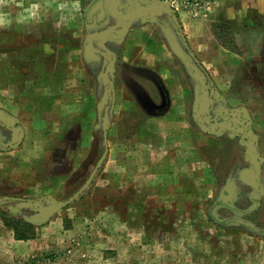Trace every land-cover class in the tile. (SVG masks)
<instances>
[{
  "label": "crops",
  "instance_id": "0c3cea01",
  "mask_svg": "<svg viewBox=\"0 0 264 264\" xmlns=\"http://www.w3.org/2000/svg\"><path fill=\"white\" fill-rule=\"evenodd\" d=\"M97 2L86 3L84 20L76 15L70 23L59 21L53 33L43 30V46L32 40L33 33L16 32L22 43L1 48L0 192L46 196L65 183L73 167L85 172L88 156L76 161L87 150L90 122L97 131L108 88L113 119L131 111L146 116L134 137L110 152L127 158L128 166L146 156L161 183H176L170 197L219 202L228 211V230L240 234L239 251L230 256H238L240 264H264V29L255 25L231 49L219 42L214 25L201 22V28L176 15L197 59L187 51L185 62L182 37L172 28L170 41L151 25L169 18L177 29L166 9L130 20L128 10L150 6L115 15L102 0L104 18L99 10L89 17ZM30 3L16 6L33 7L37 0ZM110 29L125 35L108 37ZM50 35L54 38L46 41ZM202 100L207 112L200 109ZM101 130L103 136L104 126ZM111 167L120 172L125 165ZM34 238L25 241L33 246ZM20 243L0 211V247Z\"/></svg>",
  "mask_w": 264,
  "mask_h": 264
},
{
  "label": "rangeland",
  "instance_id": "374dc122",
  "mask_svg": "<svg viewBox=\"0 0 264 264\" xmlns=\"http://www.w3.org/2000/svg\"><path fill=\"white\" fill-rule=\"evenodd\" d=\"M19 1L31 5V0H0V50L22 43L15 39L16 32L33 33L32 40H38L43 46V30L53 33L62 25L59 21L70 23L76 15L84 20L85 5L90 0H81L82 6L79 0H37L33 7L16 6ZM252 1L253 6L245 5ZM108 2L115 15L139 6L168 2L183 21L198 22L201 28H204L201 22L214 25L219 42L231 49H238L241 35L255 25L264 29V0ZM168 13L166 10L164 14ZM17 15L20 18L14 20ZM151 22L165 32L161 37L170 41L175 35L180 38L179 30L169 18ZM147 28L150 32L153 30V26ZM172 28L174 36L170 35ZM53 38L50 35L46 41ZM183 48L186 62L189 54L184 45ZM111 106L108 101L102 104L96 132L94 121L89 123L87 150L82 153V160L76 161L77 164L83 162L88 156L87 168L82 167L85 172H80L78 166L73 167L71 173L65 175V183L50 188L48 193L55 201L64 202L73 197L89 179L107 145L109 151L103 164L91 184L73 202L53 211L56 202L46 200L48 195L32 198L24 196L26 191L22 192L19 198L41 204L37 210L31 203L24 207L19 202L5 201L3 197L12 195L0 192V211L5 224L35 237L33 246L26 239H20L21 246L0 247V264H240L238 256H230L233 250L239 251L240 234L228 230V211L219 202L203 197H170L175 195L172 191H177L173 189L176 183H161L152 173V162L146 156L137 158L135 166H128L127 158L110 152L114 146L126 144L127 138H133L146 119L145 114L136 111L117 114L113 119ZM112 120L116 121L114 127ZM102 122V126L109 127L107 144L105 136L100 135ZM147 141H151L148 135ZM145 142L140 140L141 144ZM112 162H120L125 167L117 172L116 167L109 168ZM47 212L52 214L47 216ZM231 244L232 249H229Z\"/></svg>",
  "mask_w": 264,
  "mask_h": 264
},
{
  "label": "water",
  "instance_id": "95a60500",
  "mask_svg": "<svg viewBox=\"0 0 264 264\" xmlns=\"http://www.w3.org/2000/svg\"><path fill=\"white\" fill-rule=\"evenodd\" d=\"M139 8H140V7H139ZM140 9H141L140 11H129V10H128V12H127V16H128V18H129L130 20H133V18H135V17L145 16V15H148V14H149V15H160V14H163L164 9H166V10L170 13V15H172L173 21H174V23L176 24L177 29L179 30V34H180V36H181L182 39H183L184 46H185L186 50L189 52L190 56H191L192 58H194V60L197 62V59L195 58L194 54L191 52L190 47H189V45H188V43H187V41H186V39H185V35H184V33H183V29H182V27H181V25H180V22H179V20H178V17H177L176 14H175V10L172 8V6L170 5V3H168V2H162V3H157L155 6L142 7V8H140ZM96 10H99V18H100V19L104 18V16H105V11H104V9H103V2H102V0H98L97 4H96L95 6H92L91 9H89V11H88V16L91 17V15L93 14V12H95ZM129 25H130V23H128V26H129ZM112 32H113V33H116L117 35L122 36V37L125 35V34H123V33H120V32H118V31H116V30H112V29L107 30V31H106V35L109 37L110 34H111ZM91 44H92V41L90 42V46H91ZM113 63H114V62L112 61V62L110 63V65H109V67L112 66ZM109 67H108V69H109ZM108 69H107L106 74L108 73ZM201 79H203V77H201ZM211 93L213 94V90H212ZM109 94H110V90H109L108 88H106V93H105L104 102L107 101V97L109 96ZM207 96H208V94H207ZM104 102H103V103H104ZM103 103H102V104H103ZM200 109H201V111H203V112H207V102H206V100H202V102H201V104H200ZM108 119H109V113H108V110H107V111H106V120H108ZM4 121L7 122V120H4ZM108 128H109L108 126H105V127H104V136H105V142H106V144H107V141H108V139H107ZM108 151H109V147L106 145V147H105V151H104L102 157L100 158L99 162L97 163L95 169H94L93 172L91 173V175H90L89 179L87 180V182H86V183L84 184V186H83V187H82V188H81V189H80V190H79V191H78L73 197H71L69 200L62 202V201H55V199H54L53 197H51V196H47V197H46V200H47V199H50V200L56 202V205L53 206V211H58V210L64 208L65 206H67L68 204H70L71 202H73L74 199L77 198V197H78V196H79V195H80L85 189H87V187L91 184V182H92L94 176L96 175L98 169L100 168V166L103 164L105 158L107 157ZM3 199H4L5 201H15V202H19V203H21V205H23L24 207L28 206V205L31 203V204H33V207H35L37 210L40 209V205H41V204H40L39 202H37V201H34V200H26V199H23V198H16V197H3ZM0 204H1V200H0ZM11 211L15 213V210H13L12 208H11ZM16 212H17V211H16ZM51 214H52V212H47V216H50ZM235 221H237L238 223L243 224V225H245V226H248V227H252V228H253V225H252L251 223H249V222H244L243 220H240V219H237V220H235Z\"/></svg>",
  "mask_w": 264,
  "mask_h": 264
},
{
  "label": "trees",
  "instance_id": "16d2710c",
  "mask_svg": "<svg viewBox=\"0 0 264 264\" xmlns=\"http://www.w3.org/2000/svg\"><path fill=\"white\" fill-rule=\"evenodd\" d=\"M14 231H15V237L17 239H30L32 238V236H28L27 234L25 235L23 231H20L19 229H17L16 227H14Z\"/></svg>",
  "mask_w": 264,
  "mask_h": 264
}]
</instances>
